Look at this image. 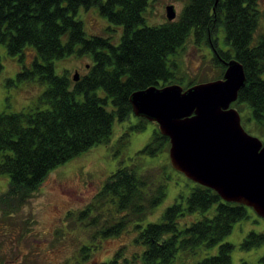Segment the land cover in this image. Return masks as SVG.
Returning a JSON list of instances; mask_svg holds the SVG:
<instances>
[{"label":"trees","instance_id":"1","mask_svg":"<svg viewBox=\"0 0 264 264\" xmlns=\"http://www.w3.org/2000/svg\"><path fill=\"white\" fill-rule=\"evenodd\" d=\"M154 0H0V45L9 53H23L34 46L43 63L34 61L21 77L46 84L40 100L49 105L30 111L0 112V174H9L6 192L0 196L5 215L19 211L35 196L50 172L89 150L106 143L115 119L133 114L130 97L136 90L152 85L176 83L169 67V56L182 47L194 32L197 41L211 36L215 61L226 69L225 61L236 57L244 66L247 81L233 106L241 112L252 108L248 122H254L264 136V34L252 46L262 11L260 0H187L178 18L159 25L147 24V9ZM99 5L101 15L121 26L117 42L112 37L90 35L78 18L80 8ZM223 25L233 54L217 47L218 27ZM78 53L90 55L93 63L78 81L69 71L58 74L55 60ZM3 68L0 56V71ZM195 84V83H194ZM193 84H190V86ZM103 88L106 96L97 93ZM83 95V98L80 96ZM111 98L114 109H108ZM149 120L139 117L130 129L142 131ZM170 147L169 138L155 129L152 141L142 150L156 155ZM137 168L121 167L107 179L99 195L110 198L117 212H126L111 224L108 234H120L129 224L138 230L135 255L142 264H190L200 251L218 245L237 221L249 217V207L224 201L215 190L195 183L187 205L169 206L160 222L141 223L167 196L165 181ZM217 204L212 217L205 216L181 228L187 212H207ZM91 210V209H88ZM95 221V220H94ZM105 232V233H106ZM264 243V233L250 232L241 247L250 250ZM92 246L82 248V260L89 258ZM235 245H219L217 254L192 264H229ZM97 264H121L119 257ZM128 260L125 259V262ZM242 264H250L247 261ZM259 264H264V255Z\"/></svg>","mask_w":264,"mask_h":264},{"label":"rangeland","instance_id":"2","mask_svg":"<svg viewBox=\"0 0 264 264\" xmlns=\"http://www.w3.org/2000/svg\"><path fill=\"white\" fill-rule=\"evenodd\" d=\"M186 2L154 0L147 9V24L159 25L169 21L166 16V6L169 4L175 5L177 19ZM259 3L262 14L253 35L252 46H256L264 34V0ZM78 18L83 21L87 36L103 35L117 42L121 26L110 23L101 15L99 5L80 8ZM213 38L217 40L218 48L233 54L232 46L226 41L223 25L218 27ZM215 54V50L206 41L198 42L192 32L185 44L169 56V67L175 72V82L187 88L190 84L221 78L223 67L215 61ZM0 56L3 64L0 71V112L13 113L49 107L40 100L47 85L38 77L20 76L26 68H34V61L43 63L37 49L27 45L23 53L11 54L7 46L1 44ZM92 63L90 55L80 56L75 53L55 60V70L58 74L69 71L70 77L78 72L81 77L89 72ZM97 93L106 96L103 88H99ZM108 100V109H114L111 98ZM243 105L245 108L240 112L243 126L250 134L264 140L254 122L247 121V116H252V108ZM138 122L139 117L134 113L123 121L115 119L108 142L96 144L73 160L53 169L35 196L19 211L5 215L0 208V264H97L114 258L121 249V264H142L140 258L134 257L141 251L136 243L139 229H134V224H129L118 235L106 232L108 226L126 213L117 212L110 198H100L107 179L119 168L130 167L137 168L141 173L154 174L157 182H166L167 196L144 221L138 222L142 228L149 223L162 221L166 209L174 203L181 202L186 206L195 182L173 167L169 147L156 155L142 152L159 127L156 122L149 121L142 131L130 129L131 125ZM9 181V174H0V196L7 191ZM216 206L214 204L204 213L187 212L180 219L179 226L183 228L202 219L204 215L212 217ZM248 211V218L237 221L232 232L218 245L200 251L190 260V264L217 254L219 245L226 242L235 245L229 264H242L244 261L259 264L264 255V243L250 250L243 249L241 244L252 231L264 233V218L251 207ZM84 246H92L88 251L92 255L83 261L81 250ZM125 259L128 261L125 262Z\"/></svg>","mask_w":264,"mask_h":264},{"label":"water","instance_id":"3","mask_svg":"<svg viewBox=\"0 0 264 264\" xmlns=\"http://www.w3.org/2000/svg\"><path fill=\"white\" fill-rule=\"evenodd\" d=\"M166 16L176 19L174 4L166 6ZM224 63L222 77L215 80L136 90L130 97L133 113L156 122L169 138L176 170L264 218V140L245 129L233 106L247 81L243 64L236 57ZM73 78L80 79L78 72Z\"/></svg>","mask_w":264,"mask_h":264},{"label":"flooded vegetation","instance_id":"4","mask_svg":"<svg viewBox=\"0 0 264 264\" xmlns=\"http://www.w3.org/2000/svg\"><path fill=\"white\" fill-rule=\"evenodd\" d=\"M206 43H208L216 52V49L214 48V42H213V39L211 36L209 37L208 42H206Z\"/></svg>","mask_w":264,"mask_h":264}]
</instances>
